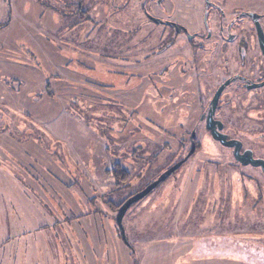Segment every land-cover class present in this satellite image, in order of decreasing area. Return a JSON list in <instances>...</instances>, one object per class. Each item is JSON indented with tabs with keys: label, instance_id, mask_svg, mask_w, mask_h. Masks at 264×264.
<instances>
[{
	"label": "rangeland",
	"instance_id": "obj_1",
	"mask_svg": "<svg viewBox=\"0 0 264 264\" xmlns=\"http://www.w3.org/2000/svg\"><path fill=\"white\" fill-rule=\"evenodd\" d=\"M152 1L0 0V264H188V247L203 264H264V173L201 123L194 69L177 55L129 66L133 41L147 60L175 37L143 14ZM250 1L233 6L261 10ZM176 40L188 64L215 52ZM192 132L195 155L127 210L128 245L119 206L187 156Z\"/></svg>",
	"mask_w": 264,
	"mask_h": 264
},
{
	"label": "flooded vegetation",
	"instance_id": "obj_2",
	"mask_svg": "<svg viewBox=\"0 0 264 264\" xmlns=\"http://www.w3.org/2000/svg\"><path fill=\"white\" fill-rule=\"evenodd\" d=\"M238 1L241 0H153L151 7L143 6L142 11L143 14L145 12L144 15L147 16V19L154 21L151 17L157 18L159 21L154 22L165 24L168 34L172 32L175 36L164 43L160 50L151 53L154 55L150 54V56L144 58H148L147 62L150 70L154 69V65H151L153 61L165 60V58L176 55L178 58H182L185 65H188L189 68L192 67L198 90L200 94L205 96H201L199 100L201 109L207 110L206 113L199 116L201 123H205L206 129L215 141L232 149L233 156L238 163L257 168L264 173L261 165L252 164L246 158L253 157L254 159L264 160V51L257 29L258 22L264 33V1L261 5H258L261 10L244 6V4L233 6ZM246 2L251 3L250 0H246ZM191 6L197 12L198 21L190 20L187 13H185V9ZM253 13L258 14V18H254ZM199 25L205 30L204 32L199 28ZM179 36H183L184 40H187L189 49L192 52L195 50L194 54H197V49L203 50L206 45H209L215 52L205 55H193L192 58H189L193 59L190 60L192 63L188 64V58L175 54L179 48H183V44L177 46L176 38ZM230 44L233 45L232 49L236 51L235 55L227 53ZM149 47L147 42L143 44L140 51L138 42L133 41L130 45V57H134L137 61L139 58H136L138 55L135 54H143V51H146ZM176 48L177 51L171 52ZM192 52L190 55H192ZM151 56L154 59L150 61ZM233 62H236L235 69L233 68ZM163 66L164 63L159 64V67ZM197 68H201L202 72L197 71ZM214 69L216 80L213 76ZM176 72L166 70V75L174 78ZM222 73L226 74L225 79L218 82ZM213 79L218 83L212 95L209 96L211 92H206L202 86L211 87L214 83ZM227 81L229 83L224 86L213 111L214 124L211 125L227 140L238 142L239 154L244 157L240 159L235 155V144H222L221 141L214 138L212 129L208 128V115L213 107L214 96L221 85ZM250 119L254 121L256 127L254 138L262 144H256L255 148L247 145L248 139H251V134L248 132L246 122ZM238 126H240L239 129ZM189 141L190 149L187 156L180 161L188 159L193 142H195L193 155L200 146L197 133H195V136L190 134Z\"/></svg>",
	"mask_w": 264,
	"mask_h": 264
},
{
	"label": "water",
	"instance_id": "obj_3",
	"mask_svg": "<svg viewBox=\"0 0 264 264\" xmlns=\"http://www.w3.org/2000/svg\"><path fill=\"white\" fill-rule=\"evenodd\" d=\"M252 16L254 18H258V14H252ZM154 21H159L157 18L151 17ZM257 29H258V36L260 38L261 41V45H262V49L264 51V33L262 30L261 25L257 22ZM229 81H227L226 83H224L223 85H221V87L219 88V90L216 92L214 99H213V107L210 109L209 111V115H208V128L212 129V134L214 136V138L216 140L221 141L222 144L224 145H230V144H235V155L237 158H244L243 156H241L239 154V146H238V142L235 140H227L216 128H214L211 124H214V120H213V111L216 108L219 96L222 92V90L224 89V86L226 84H228ZM193 136H195V133H192ZM195 151V142L192 143V148L188 154V157L191 156V154H193V152ZM248 162H251L252 164H259L263 167L264 169V160L261 159H254L253 157H246ZM183 161H180L176 164H174L173 166H171L169 169H167L165 172H163L161 174V176L155 180L154 182H152L150 185H148L145 189H143L142 191H140L139 193L131 196L130 198H128L123 205L119 208L117 215H116V222L120 228L122 237L124 238V240L127 242L128 245H130V243L128 242L127 238H126V232H125V227L123 224V219L124 216L127 212V210L131 207V205L133 203H135L136 201L140 200L141 198H143L144 196H146L148 193H150L153 189H155L161 182L165 181L168 177H170L181 165H182Z\"/></svg>",
	"mask_w": 264,
	"mask_h": 264
},
{
	"label": "crops",
	"instance_id": "obj_4",
	"mask_svg": "<svg viewBox=\"0 0 264 264\" xmlns=\"http://www.w3.org/2000/svg\"><path fill=\"white\" fill-rule=\"evenodd\" d=\"M138 10V9H137ZM140 10V9H139ZM139 12V11H138ZM140 13V18H143V16L141 15V12H139ZM139 19V18H138ZM117 20V19H116ZM122 22V23H124V24H126L127 23V17H123L122 19H119V17H118V20L117 21H115V23H113L114 21L112 20V21H110V22H108V25H106V27L108 28V29H110V31H113V30H115V28L117 27V25L116 24H119L118 22H120V21ZM146 27L147 26H149L148 24H146L145 25ZM139 27V26H138ZM137 27V28H138ZM121 28H123L122 26L121 27H119V29H121ZM140 38V37H139ZM138 37H136V39H139ZM112 40H114L115 41V38L114 37H112ZM123 41H121V45L122 46H124V44H125V42H123ZM106 43H104V45H105ZM116 46H119V45H116ZM115 46V47H116ZM114 47V48H115ZM142 47H143V44L142 43H138V48H139V50L141 51V49H142ZM137 63L135 64V65H129V66H133L132 68H140V69H143L144 71H145V69H147V71L149 70V67H148V62H147V60H143V59H138L137 61H136ZM123 67H126L127 65H122ZM154 70V69H153ZM125 71H127V70H125ZM158 84V83H157ZM76 103H78L77 101H76ZM193 245V244H192ZM195 247H188L187 249H185L187 252L186 253H188V258L190 259L189 260V262H188V264H190L191 262H193L194 264H196V262L198 261V263L199 264H203L202 263V260L203 259H199V258H197V257H195V256H190L191 255V253L192 252H190V251H192L193 249H194ZM204 248V247H203ZM180 249H182V247L180 248ZM198 251H202V249H200V248H198L197 249ZM190 253V254H189ZM203 253V252H202ZM202 253H200V254H202ZM205 257L206 256H209V255H204ZM210 257V256H209ZM181 257H179V259H180ZM180 261V260H179ZM179 261H178V264H179ZM209 262H211V259H209ZM219 262V264H221V263H223L222 262V259H220L219 261H217V263ZM186 264H187V262H186ZM226 264V263H225Z\"/></svg>",
	"mask_w": 264,
	"mask_h": 264
},
{
	"label": "trees",
	"instance_id": "obj_5",
	"mask_svg": "<svg viewBox=\"0 0 264 264\" xmlns=\"http://www.w3.org/2000/svg\"><path fill=\"white\" fill-rule=\"evenodd\" d=\"M115 168H120V167H116L115 166ZM122 179H124V178H122ZM126 179V178H125ZM124 203V202H123ZM123 203L119 206V208L123 205ZM119 208H118V210H119Z\"/></svg>",
	"mask_w": 264,
	"mask_h": 264
}]
</instances>
